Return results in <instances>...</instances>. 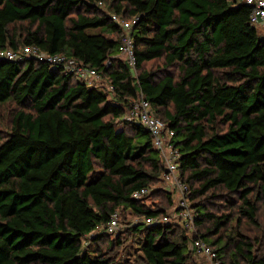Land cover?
I'll return each instance as SVG.
<instances>
[{"label": "trees", "instance_id": "trees-1", "mask_svg": "<svg viewBox=\"0 0 264 264\" xmlns=\"http://www.w3.org/2000/svg\"><path fill=\"white\" fill-rule=\"evenodd\" d=\"M112 15L134 21V70ZM249 16L238 0H0V51L35 47L102 80L0 60V264H198L193 240L220 264H264V38ZM140 96L173 133L190 234L145 224L174 191L150 134L122 122ZM115 213L117 232H99Z\"/></svg>", "mask_w": 264, "mask_h": 264}, {"label": "built area", "instance_id": "built-area-1", "mask_svg": "<svg viewBox=\"0 0 264 264\" xmlns=\"http://www.w3.org/2000/svg\"><path fill=\"white\" fill-rule=\"evenodd\" d=\"M238 2L250 9V22L258 32L264 35V0H238ZM110 18L124 32L118 47V53L127 61L129 68L134 70L135 54L130 35L131 26L134 24V21H124L115 15H112ZM25 58H33L37 62L47 63L51 67L61 68L66 73L73 74L78 81L83 82L87 86L98 87L102 81L96 72L84 68L73 59H68L62 55H47L39 52L35 47H25L18 52L8 49L0 51V60L16 61ZM106 90L109 93L113 91L109 85L106 86ZM107 99L110 100V97L108 96ZM122 122L141 125L150 134L153 148L158 152L163 166L161 179L174 191V206L170 212L161 219L148 218L145 220V224L154 225L159 223L173 225L190 234L194 230L193 213L188 201V187L181 181L178 175V160L180 155L171 142L173 133L166 128L164 123L154 116L150 105L141 96L130 103L129 108L122 117ZM147 193V190L142 189L133 193L132 198L140 200ZM119 227V217L115 213L111 216L108 223L98 229V231L115 234ZM189 249L196 256L204 259L208 264H220L216 259V254L207 244L200 240H193L189 244Z\"/></svg>", "mask_w": 264, "mask_h": 264}, {"label": "rangeland", "instance_id": "rangeland-1", "mask_svg": "<svg viewBox=\"0 0 264 264\" xmlns=\"http://www.w3.org/2000/svg\"><path fill=\"white\" fill-rule=\"evenodd\" d=\"M258 33L262 38H264V35L262 33H260V32H258ZM1 115H3V113H1ZM118 127H120V126H118ZM163 186H165V185H163ZM167 189L171 190L170 187H168ZM122 219H123V221H122L121 225H122L123 229H124L125 223H128V222L132 223V222H136L138 220L137 218L132 217L128 212H126L124 215H122ZM121 237L122 238L124 237L123 239H126V237H128L129 239L127 241H123V243H122V246L120 249H122V248L123 249L125 248V249L119 253V255L121 256L120 261L123 262L125 260L127 262H132V260L135 258V255L137 254V250L135 249V246L133 245L134 244L133 239L131 241L132 236H130V234H125V236L122 235ZM196 259H197L196 261L198 262V264H208L204 259H202L198 256H196Z\"/></svg>", "mask_w": 264, "mask_h": 264}]
</instances>
